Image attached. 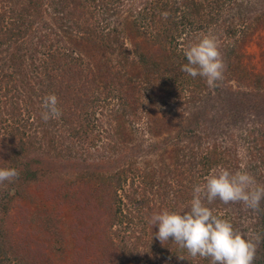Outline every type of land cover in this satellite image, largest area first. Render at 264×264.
Wrapping results in <instances>:
<instances>
[{
	"label": "trees",
	"instance_id": "obj_1",
	"mask_svg": "<svg viewBox=\"0 0 264 264\" xmlns=\"http://www.w3.org/2000/svg\"><path fill=\"white\" fill-rule=\"evenodd\" d=\"M124 1L0 0V49L6 47L4 52H0V167L16 168L19 176L11 183L21 192L28 194L23 204H16L7 196V203L0 206V264H42L41 260H35L38 243L34 242L33 238V234H41V230L30 226L43 227L46 231L57 233L61 223L58 215L61 213L62 216L66 212L76 220L72 222L69 231L71 240L67 241L59 235L56 248L60 257L49 258L48 264H67L69 261H63L68 251H72V264H140L139 260L120 252H116L117 254H113V257L105 262L97 257L83 260V252L76 246L78 241L84 250L89 245L95 246L89 239H83L86 228L84 224L92 220L90 213L93 209L88 210L91 206L92 190H89V183L83 177L75 176L84 168L79 161L81 154L78 153L88 152L96 147V138L89 135V132L97 128L95 124L91 127L92 118L96 110L109 100L117 99L123 106L122 110L130 112L133 118H139V105L144 88L140 84L135 85L126 77L131 75L128 70L131 65L141 68L151 84L161 82L155 90L160 93L158 97L162 102L187 105L196 109L194 118L198 123L188 130L182 123V114L176 113L178 124L175 126L178 127V133L174 141L175 149L167 166L164 165L163 155L161 156L162 169L140 172L134 169L133 164L125 166L123 163L113 168L107 178L108 189H103L107 192L104 197L108 204H105L108 205L107 214L111 219L114 218V221L121 225L130 224L133 231L140 232V237L147 240L158 231L157 226L152 227L148 222L150 216L166 209H186L192 199L193 187L205 183L206 177L213 172L222 168L231 172L247 171L259 184L264 185V100L253 96L249 99L251 96L247 97L243 92L226 89V93L232 92V98L238 101L233 107L236 112L227 118V129L228 126L241 122L245 127L238 138L232 134L228 140H219L214 136L215 128H203L199 122L197 107L205 102L207 97L204 96L207 85L205 80L200 77L191 78L181 71V65L186 63L183 51L195 42L192 40L193 36L203 31L208 34L209 30L213 29L214 36L222 43L219 50L226 66L224 77L235 76L238 68L242 67L241 47L248 39V30L252 29L251 19L257 14H263L264 19V0L246 4L241 0H145V4L140 3L143 7L131 19L132 26L126 21L124 31L129 34L133 31L135 35L138 31H145L147 34H153L160 43L164 40L168 43V48H164L167 50V59L160 61L149 57L135 45L132 50L122 51V59L118 63L111 62L110 58L108 63L104 64L89 62L77 52L82 47L85 49V42L91 45L92 49L108 53L115 52L116 47L125 44L122 37L124 32L112 29L108 21L113 10L114 13H119L118 9L123 7ZM49 7L53 11L57 31L51 25L44 26L45 16L52 15ZM204 10L210 19L201 25L197 19L201 17L199 13ZM37 25L40 27L37 28ZM186 33L190 36L188 39L183 38ZM181 46L185 48H180ZM6 51L10 53V62L3 57ZM242 69L246 71L245 67ZM246 73L248 74L247 71ZM262 78V75L249 76L253 87L256 88L260 86ZM99 81L102 85H99ZM161 89L164 90L161 92ZM49 94L58 97L61 116L45 122L41 118L42 101ZM132 99L135 106L129 107ZM143 107L144 105L141 108ZM3 129L4 132L1 133ZM38 129L42 130L41 134L46 135L48 142L60 147V157L64 161L79 163L70 168L71 173L65 172L61 178L48 172L43 175V178L50 177L49 180L40 186L37 185L34 191L39 192L43 202L49 204L52 209L34 215L25 205L27 202L34 204L35 200H32L28 191H32V185H35L39 178L31 163L22 160L23 154L33 145L31 143L30 147L26 146L24 137H29L28 133L35 130L30 135L34 140L39 134ZM225 131L222 130L220 134ZM33 134L36 136L33 137ZM63 134H68L67 138L73 143L72 146L64 147L66 139ZM8 135L14 136L12 141L8 140ZM115 135L113 143L118 144L117 136L120 134ZM185 142L188 144L182 146ZM120 143L125 145L121 137ZM240 145L248 150L246 170L238 165L237 151ZM35 162L34 165H38V162ZM103 176L96 174L95 178L106 182ZM136 176L140 182L135 187ZM129 179L132 181L131 191L125 194L126 200L122 202L130 210L124 212L116 203L120 201L119 189H122ZM153 188L155 189L152 190ZM152 192L158 205L154 204L155 200L151 198ZM222 204L217 200L209 205L214 215L230 220L236 229L250 236L253 233L264 234V201L261 202L259 213L248 209L247 214L228 205L223 209ZM18 207L21 210L19 219L16 216ZM102 207L105 205L100 208ZM122 214L123 217L120 218ZM34 216L38 222L34 220ZM165 243L171 245H164ZM165 243H161L158 249L152 252L154 261L162 260L168 264H209L208 260L190 257L186 250L179 248L171 238ZM254 264H264V242L257 248Z\"/></svg>",
	"mask_w": 264,
	"mask_h": 264
},
{
	"label": "rangeland",
	"instance_id": "obj_2",
	"mask_svg": "<svg viewBox=\"0 0 264 264\" xmlns=\"http://www.w3.org/2000/svg\"><path fill=\"white\" fill-rule=\"evenodd\" d=\"M146 1L125 0L122 3L123 7L118 9L119 13H114V10L111 12V16L108 18V21L110 22L112 29H118L121 32H124V35L122 36L125 43L124 45L116 47L115 52L113 51V53H108L100 51L99 49H92V46L86 44L85 42V49L83 47L82 49H79L77 51L78 54H81L82 57H86V60H89V62L95 61L104 64L108 63L107 60L110 58L111 62L118 63L119 60L122 59L121 53L124 49L132 50L134 46L137 45L142 50H144L149 57L151 56L153 58H157L160 61L167 59V50L164 48H168V43L164 40H162V43H160L156 41V39L153 37V34L149 32L147 34L145 31L144 33L138 31L136 35L133 33V31H131L130 34L124 31V25L126 21L128 20L129 25L132 26L130 23L131 19L139 12V9L143 7L140 5V3L145 4ZM241 1L245 4L257 2V0ZM44 8L48 9L47 6H44ZM49 9L51 10L50 13L52 15L51 17L45 16L44 26L51 25L54 30L57 31L58 27L54 21L53 11L51 7H49ZM206 13V10L199 13L201 17L198 18L197 21L201 25L210 19ZM234 14H236V12H234ZM262 17L263 14H257L251 19V22L253 23L252 29L248 30V39L242 44L243 46L241 47V53L243 54L242 67L246 68L248 74L240 66L236 71L235 76L224 77L218 87L209 88L206 85L204 96L207 97H205V102L200 103L197 107V111H199L198 115H200L199 122L202 123V127L210 130L215 128L213 133L215 134L214 136H217L219 140L224 138L228 140L229 136L232 134L238 138L245 127V124L241 122L238 123V125L234 124L233 126H228L227 129V118L236 112V108L233 107L238 103V101L237 99L234 100V98H232V92L231 94L226 93V89H232L233 92H243L248 95L247 97L251 96L249 99H251L253 96L255 98L264 100V78L260 79V86L258 88L253 87L252 81L249 80V76L251 74H253L254 77L257 75L264 76V19ZM39 27L40 26L37 25V28ZM205 35L214 36L213 29H210L208 34H205L204 31L201 33H196V36H193L194 38H192V40L198 42V40ZM189 37L190 36L188 33L183 35V38L185 39H188ZM215 38L218 47H220L222 44L221 41L217 37ZM229 41L232 43L231 39ZM180 48L185 47L181 46ZM5 50L6 47L0 49V52H4ZM168 53L170 55L169 51ZM9 54L10 53L7 51L3 54V57L7 58V61H9ZM128 70L131 72V75L126 77L129 78V80H131L135 85L139 86L140 84L144 88L142 92V102H144V107L141 108L143 106L141 102L139 105V118L137 119L133 118L130 112L126 113L125 110H122L123 106L117 99H111V101L109 100L110 102L108 101L104 106L97 109L94 118H92L91 127H93V124H95L97 128L95 131L89 132V135L91 138H96V147L91 148L88 152L78 153L81 154L79 161L84 168L81 169V171H79L75 176L80 178L83 177L86 182L89 183V190H92L93 192L92 193L90 191V197L92 198V201L90 202L91 206L88 209H93V212L90 213L92 215V220L88 221L87 224H84V226L86 225V228L83 232V239H89L95 246L89 245L88 248L84 250L81 246H79V241L77 242L76 246L79 251L83 252V260L97 257L105 262L108 258L110 260V257L113 254L120 252L131 256V258L134 260H139L140 264H168L164 263L162 260L154 261L153 259L152 252L158 249L161 244L155 235L149 237L147 240H143L139 235L140 232L133 231L130 224L121 225L120 223L114 221V218L111 219V217L107 214L108 205L105 204L108 202L104 197L105 193L107 192L103 191V189H108L109 179L107 178H109V174L113 172V168L119 167V165L122 163L125 166L133 164L135 166L134 169H138L140 172H148L151 170H158L159 168L162 169V163L160 164V161L161 156L163 155L164 165L167 166V164L170 163L169 158L172 156V152L175 149L174 141H176L175 138L178 133V127L175 126L178 124L176 113L182 114V123H184L186 129L191 130L198 123V120H195L194 118V112L196 109H191L187 105L162 102L158 97V94L160 93H157L155 90L160 86L161 82H153L151 84L145 78L141 68H134L131 65ZM99 85H102L101 82ZM163 90L164 89H161V92ZM155 92L157 96L154 95ZM230 97L232 102H230ZM246 104L247 103H244V105ZM130 106H135L133 99L129 104V107ZM240 107H242V105H240ZM33 123L35 124V122ZM222 130L226 131L223 134H220ZM34 131L32 133H34ZM3 132L4 129L1 131V133ZM37 132H39V134H37V137L34 138V140L30 136L32 133H28L27 136L29 137H24V141L27 142L26 146L30 147L31 143L33 145L30 147L28 152L23 154L24 156L22 160V162L24 160H28L31 163L33 170L37 172L39 178V181H37L35 185H32L33 189H30L32 191H28L29 195H32V200H35L34 204L27 202L25 205V208L31 209L34 215L43 214L44 212H49L52 209L49 204H45L43 202L41 199L42 195L39 192L37 193L34 191L37 185L40 186L43 182L49 180L50 177L43 178V175L48 172L51 175L53 174V176L61 178L62 175L64 176L65 172L71 173L72 171L70 168L74 164L79 163L74 161V164H71L66 162V160L64 161L62 157H60V147L54 146L48 142L49 140L46 139V135L44 136V134H41L42 130L38 129ZM116 133L120 134V136H117V140L119 141L118 144L113 143V139H116ZM33 135V137L36 136L35 134ZM63 136L66 139V145L64 147L67 145L72 146L73 143L68 141V134H63ZM120 137L124 139L125 145L120 143ZM7 138L8 140L12 141L14 136L8 135ZM227 142L229 143L230 141ZM185 144L188 143L185 142L182 144V146ZM247 151L248 150L245 149L243 145H240L237 151L238 165L241 167V169L245 168L244 170H246V166L248 164ZM74 155L76 156V153ZM35 161L38 162V165H34L36 163ZM88 167L90 168L87 169ZM86 173L89 175L86 176ZM96 174H99L100 176L104 175L103 177L106 179V182L101 179L97 180L95 178ZM159 176L160 175L157 177L158 180ZM139 182L140 179H138V176H136L135 187L139 185ZM170 182H172L171 179ZM131 184L132 181L129 179L123 188L119 189L118 191V199L120 201H118L116 205H120L122 211L124 212H127L128 209L130 210V208L126 207L123 202L126 200L125 194L131 191ZM154 189L155 188L152 190ZM103 192L104 195H102ZM27 195V192H21L17 187L13 186V183L5 182L0 184V206L7 203V196L11 200L13 199L16 204H23L24 201H26L25 198ZM152 196L153 197H150L154 198V204L158 205L157 198L154 197L153 192ZM90 197H87V199ZM102 205H105V207L100 208ZM222 205L221 207L223 209L226 205H228L232 209H236L237 211L240 210L241 213L247 214L248 209L242 203L237 202L232 203V205ZM237 205L240 206L237 207ZM47 209L49 210L47 211ZM20 212L21 210H19L18 207L16 212L18 219L21 218ZM58 217L60 218L61 223H59V230L57 233H52L48 230L46 231L43 227L30 226L34 229L41 230V234H33V238L34 242L38 243V247L35 249V260L38 262L41 260L42 264H48L49 258L54 259L60 257L57 253V241L60 239V236L63 239L65 238L67 241L71 240L69 237V235L71 236V233L69 231L72 222H76V220L67 212L62 216L61 213H59ZM122 217L123 214L120 215V218ZM34 220L38 222L36 217ZM27 245L28 244H26V246ZM164 245L171 244L165 243ZM54 247L57 248L54 249ZM71 252L68 251L65 253L64 261L62 258L63 262L69 261L67 264H72V259L70 260V258H72Z\"/></svg>",
	"mask_w": 264,
	"mask_h": 264
},
{
	"label": "clouds",
	"instance_id": "obj_3",
	"mask_svg": "<svg viewBox=\"0 0 264 264\" xmlns=\"http://www.w3.org/2000/svg\"><path fill=\"white\" fill-rule=\"evenodd\" d=\"M183 55L186 63L181 65V71L187 76L204 79L209 88L218 87L224 79L226 66L214 36L201 37L187 46ZM42 107L41 118L45 122L61 116L55 94L44 97ZM18 176L16 168L0 167V184L14 182ZM192 191L186 209H166L150 216L148 222L158 227L155 237L162 244L171 238L190 257L208 260L209 264H254L264 234L250 236L236 229L230 220L214 215L209 205L217 200L223 204L239 202L259 213L264 185L247 171L231 172L222 168L209 174L206 182L195 185Z\"/></svg>",
	"mask_w": 264,
	"mask_h": 264
}]
</instances>
